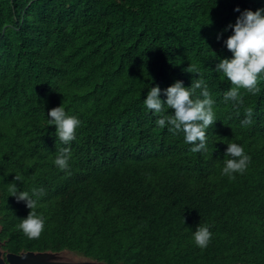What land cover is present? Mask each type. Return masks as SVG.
I'll use <instances>...</instances> for the list:
<instances>
[{
    "label": "trees",
    "instance_id": "1",
    "mask_svg": "<svg viewBox=\"0 0 264 264\" xmlns=\"http://www.w3.org/2000/svg\"><path fill=\"white\" fill-rule=\"evenodd\" d=\"M246 9H264V0H0V239L8 251L68 250L106 264H264V76L258 94L241 90L237 111L224 100L230 82L215 71L232 58L228 25ZM200 77L217 121L207 151L194 153L182 133L156 125L144 99L158 85L166 102L177 80L190 87ZM62 103L81 121L70 146L48 124ZM247 107L253 123L241 126ZM228 143L251 157L235 179L222 175ZM62 147L71 149L67 171L54 164ZM13 182L30 194L44 189L33 197L45 218L39 238L18 228L31 209L10 196ZM199 224L213 233L206 248L193 239Z\"/></svg>",
    "mask_w": 264,
    "mask_h": 264
},
{
    "label": "clouds",
    "instance_id": "2",
    "mask_svg": "<svg viewBox=\"0 0 264 264\" xmlns=\"http://www.w3.org/2000/svg\"><path fill=\"white\" fill-rule=\"evenodd\" d=\"M235 11L240 12V9L236 8ZM228 28L233 34L224 43L232 53V58L221 59L215 71L222 73L230 82L231 87L224 92V100L232 101L233 108L238 111L244 105L241 90L252 95L260 92V79L264 76V9L244 10L237 17L235 24H229ZM185 71L193 73V66L190 65ZM197 90L200 91L199 97H196ZM164 95L167 97L166 102L160 99L161 89L157 85L148 90L144 99L146 108L158 117L155 121L156 125L162 129L167 128L172 134L182 133L184 142L192 145L190 149L192 152L207 151V130L215 124L217 117L214 111L215 101L208 90L206 81L200 77L194 79L190 87H185L183 81L177 80L164 90ZM166 108L174 110V114L166 113ZM245 113L246 118L241 121V126H249L253 123L254 109L247 107ZM48 117V124L56 128L55 135L58 140L63 145L70 146L76 139L77 129L81 126L80 119L76 115L69 114L63 103L52 108L48 112ZM70 159V147H62L57 151L54 164L61 171H67ZM250 163L251 157L245 153L243 146L228 143L222 175L235 179V174H244ZM14 180L23 182L20 175H15ZM8 190L11 193L10 196L15 197L17 202L24 201L31 209L27 217L20 220L18 228L30 239L39 238L45 229V218L36 213L37 199L33 197L43 196L44 189L33 188L30 194L28 191L19 190L13 182L9 184ZM212 236L213 233L207 224H199L193 232L194 242L199 248H206ZM21 253L37 254L26 251ZM13 254L16 253L8 251L4 241L0 239V255L9 258ZM12 263L16 261L12 260Z\"/></svg>",
    "mask_w": 264,
    "mask_h": 264
},
{
    "label": "rangeland",
    "instance_id": "3",
    "mask_svg": "<svg viewBox=\"0 0 264 264\" xmlns=\"http://www.w3.org/2000/svg\"><path fill=\"white\" fill-rule=\"evenodd\" d=\"M36 255H40V257H46V260L57 261L64 264H82L94 262L84 254L68 250H64L61 252H41L37 253Z\"/></svg>",
    "mask_w": 264,
    "mask_h": 264
},
{
    "label": "flooded vegetation",
    "instance_id": "4",
    "mask_svg": "<svg viewBox=\"0 0 264 264\" xmlns=\"http://www.w3.org/2000/svg\"><path fill=\"white\" fill-rule=\"evenodd\" d=\"M14 258L13 261L15 260L16 263L13 264H41L40 262H52L49 264H60L57 261H52V260H46V257H40V255L36 254H27V253H16L13 254ZM24 257V259L29 260V261H34V262H28V261H21L20 258ZM0 264H11V262L8 260V257L5 256L3 257L0 255Z\"/></svg>",
    "mask_w": 264,
    "mask_h": 264
},
{
    "label": "water",
    "instance_id": "5",
    "mask_svg": "<svg viewBox=\"0 0 264 264\" xmlns=\"http://www.w3.org/2000/svg\"><path fill=\"white\" fill-rule=\"evenodd\" d=\"M16 258L14 257L13 255L9 256L8 260L12 263V260ZM21 261H28V262H34V261H29V260H26L24 258H20ZM41 264H49V263H52V262H40ZM60 264H64V263H60ZM82 264H106V263H96V262H88V263H82Z\"/></svg>",
    "mask_w": 264,
    "mask_h": 264
},
{
    "label": "bare ground",
    "instance_id": "6",
    "mask_svg": "<svg viewBox=\"0 0 264 264\" xmlns=\"http://www.w3.org/2000/svg\"><path fill=\"white\" fill-rule=\"evenodd\" d=\"M188 212V211H187ZM242 241V240H241Z\"/></svg>",
    "mask_w": 264,
    "mask_h": 264
}]
</instances>
